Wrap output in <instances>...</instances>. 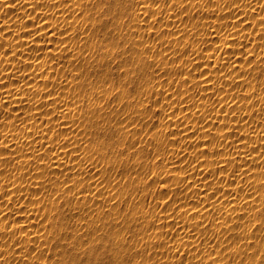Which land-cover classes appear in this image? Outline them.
<instances>
[{"label":"rangeland","instance_id":"rangeland-1","mask_svg":"<svg viewBox=\"0 0 264 264\" xmlns=\"http://www.w3.org/2000/svg\"><path fill=\"white\" fill-rule=\"evenodd\" d=\"M101 261L264 264V0H0V264Z\"/></svg>","mask_w":264,"mask_h":264},{"label":"snow or ice","instance_id":"snow-or-ice-1","mask_svg":"<svg viewBox=\"0 0 264 264\" xmlns=\"http://www.w3.org/2000/svg\"><path fill=\"white\" fill-rule=\"evenodd\" d=\"M107 239L106 236H100V242H101V247L103 246V241ZM95 242V241H94ZM97 251H99V249H96ZM107 255V253H105ZM109 259L111 260V257H109ZM101 264H103V261H101Z\"/></svg>","mask_w":264,"mask_h":264},{"label":"bare ground","instance_id":"bare-ground-1","mask_svg":"<svg viewBox=\"0 0 264 264\" xmlns=\"http://www.w3.org/2000/svg\"><path fill=\"white\" fill-rule=\"evenodd\" d=\"M32 62H33V61H32ZM32 62H31V63H32ZM34 63H35V65H36V62H34ZM34 63H33V65H34ZM44 74H45V73H44ZM245 154L248 155V154H250V153L246 152ZM251 156H255V155H254V154H250V157H251ZM252 199L254 200V198H252ZM252 199H251V200H252ZM255 199H257V198H255ZM249 200H250V198H249ZM13 225H16V224H13ZM16 227H18V226H16ZM16 227H15V229H16ZM12 228L14 229V226H13Z\"/></svg>","mask_w":264,"mask_h":264}]
</instances>
